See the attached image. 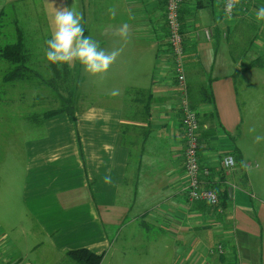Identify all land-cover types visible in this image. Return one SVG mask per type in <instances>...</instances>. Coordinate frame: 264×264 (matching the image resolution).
Returning <instances> with one entry per match:
<instances>
[{"label":"crops","instance_id":"crops-1","mask_svg":"<svg viewBox=\"0 0 264 264\" xmlns=\"http://www.w3.org/2000/svg\"><path fill=\"white\" fill-rule=\"evenodd\" d=\"M106 1L80 0V12L86 36L106 50L123 48L111 66L117 63V70L98 76L116 81L113 90L120 94L98 91L97 104L78 109L74 122L67 114L52 117L45 123V135L26 143V152L18 157L24 170L0 180V264H74L67 254L79 249L103 254L101 264H151L144 256L136 261L123 257L115 247L123 231L122 242L133 245L140 256L132 243L139 232L147 231L148 240L162 239L157 264H264L262 168H251L258 174L250 184L254 195L245 188L250 172L237 169L245 162L239 141V66L226 48L240 15L226 19L221 0H186L180 10L186 86L189 95H203L195 103L199 158L211 171L204 185L219 194L221 212L188 196L182 91L168 45L167 0H123L129 19L119 24L128 23L129 35L143 39L129 36L110 46L104 45L109 30ZM260 6L262 1L255 0L250 12ZM207 28L212 29L211 39ZM207 94L211 102L205 100ZM121 124L152 129L145 151L135 146L131 154ZM130 142L143 144L135 136ZM227 155L235 158L232 169L223 164ZM17 163L14 169H19ZM218 244L224 246V255L211 252Z\"/></svg>","mask_w":264,"mask_h":264},{"label":"rangeland","instance_id":"rangeland-1","mask_svg":"<svg viewBox=\"0 0 264 264\" xmlns=\"http://www.w3.org/2000/svg\"><path fill=\"white\" fill-rule=\"evenodd\" d=\"M106 1V0H105ZM264 5V0H261ZM98 2H96L97 4ZM80 0H0V11H4L2 23L4 24V30L0 36V44L5 46L16 41L17 30L20 28L27 41V45L30 46L35 56L33 60L36 62L34 66L39 68V74L44 79H50L52 71L50 69V62L45 58L44 51L46 49L45 41L51 37L50 19L54 14V10L60 7H75L80 11ZM93 4V1L91 2ZM126 3L123 0H107L103 7L105 9V26L108 27L107 37L104 45L110 46L113 41L121 40L119 37L111 35V29L118 27L120 22L129 19L128 11L126 10ZM116 18L114 19V15ZM251 13V12H250ZM117 23V24H116ZM116 25L113 27L112 25ZM230 37V45L226 48L228 56L234 57L239 66V62L242 59L244 49L249 48L250 41L257 36V40L253 49L248 52L246 57H243L246 62L252 61L259 57V53H264V21L259 23L256 22L254 12L250 15L241 17L238 21L237 28L233 29ZM111 35V36H110ZM130 36V35H129ZM135 39H143L139 36H133ZM130 36V39H133ZM257 48V51L254 48ZM108 50L110 48L107 47ZM32 58H34L32 56ZM7 62L0 61V101H4V104L0 105V180H8L10 176H14V170H24L22 164V156L18 161V157L26 152V143L41 138L45 133L44 130L31 132L30 130L36 123L28 121L26 123L21 121L20 115L35 114L37 111H43L46 109H55L60 105V101L57 95H55L49 88L41 84V82L32 81L31 83H19L16 87L11 88L15 90L12 93H6L4 87L1 85V78L9 68ZM120 65L117 63L114 68H109L108 71L117 70ZM71 67H74L73 64ZM237 72V87L240 97V105L243 114V123L241 126L240 144L245 152V162H241L237 169H242L243 174L247 169L250 172V180L245 185L246 192L249 195H254V189H251L250 184L254 182L257 172L251 171V168H262L260 173V179L264 180V141L259 143L254 142L256 135L264 136V69L255 67L247 73H241L240 68ZM75 73L72 72V75ZM80 85L75 88L73 95L77 97V101L73 105L77 104V110L84 109L86 105L94 106L98 101V91L101 93L112 91L114 86L113 83L116 81L109 80L105 77L103 80L99 79L98 76L93 77L86 74L81 67L80 74ZM85 79V81H84ZM122 81L116 85H120ZM71 87L60 88V91L64 97H67ZM13 99H23L22 105L9 106L7 101L10 97ZM119 99L118 97H111V101ZM39 102L41 106L37 110H32L31 105ZM34 109L35 106L33 105ZM77 114V113H76ZM76 116V115H75ZM75 121V119H74ZM73 121V122H74ZM75 126V125H74ZM76 128V126H75ZM249 129H255L254 132H249ZM6 155L7 160L2 155ZM249 161V162H248ZM18 162V163H17ZM17 163L19 169H14V164ZM243 163V165H242ZM258 164V166H256ZM246 170V171H247ZM246 173V172H245ZM238 174V173H237ZM8 184L10 182L8 181ZM257 186L259 182H255ZM261 198L264 199V193ZM131 230V226L127 230ZM140 234V237H135L132 243L136 248L141 250V256L136 255L133 251V245H126V241L122 242L124 238L120 237L118 243L115 245L119 248L123 257L132 260H141L143 256L145 259L149 258L151 264H157L156 254L158 250L163 248L164 242L161 240L154 241L151 236L149 239V233L144 231V235ZM169 242V235H167ZM154 241V242H153ZM149 243V245H148ZM169 254V251L168 253ZM169 258V256H168ZM73 262V261H72ZM75 264V262H73ZM127 264V263H126Z\"/></svg>","mask_w":264,"mask_h":264},{"label":"trees","instance_id":"trees-1","mask_svg":"<svg viewBox=\"0 0 264 264\" xmlns=\"http://www.w3.org/2000/svg\"><path fill=\"white\" fill-rule=\"evenodd\" d=\"M242 2V0H240ZM239 13V12H238ZM240 15V16H239ZM4 16V11H1L0 13V36L3 33L4 24L2 23V18ZM236 16H239L238 18H241L245 16L244 14H236ZM181 19V16H180ZM182 24V23H181ZM17 38L16 41L8 44V45H1L0 44V61L7 62L10 66L8 68V71L2 75L1 78V85L4 87V90L6 93H12L15 92V90H12L11 88L16 87V85L19 83L20 85L24 83H31L32 81L38 80L41 82L42 85L49 88L55 95L58 96L60 105L57 108L53 109H46L44 107L43 111H37L35 114H26V115H20L21 121L26 123L28 121H33L36 124L33 125L34 128L30 130L31 132H35L36 130H44L45 129V123L48 119L61 115V114H67L72 121L75 119V115L77 113V104L73 105L77 101V97H74L73 92L75 88L78 89L80 85V65H77L76 67H70L68 64H52L50 63V69L52 71V76L50 79H44L39 74V68L37 66H34L36 62L33 60L35 59V56L32 52V49L30 46L27 45V41L25 38L24 32L18 28L17 30ZM257 40V36L254 37L250 41V46L247 49H244V53L242 56L241 61L239 62V68L241 73H247L248 71L254 69L255 67H259L261 69H264V53H259V57L256 59H252L250 62H246L243 57H246L248 55V52L253 49V46L255 45ZM255 51H257V48H254ZM32 56L34 58H32ZM35 63V64H34ZM72 72L75 74L72 75ZM71 87V91H69V95L67 97H64L62 95L60 88H67ZM207 92L205 91V94ZM10 97V96H9ZM190 101L192 104V107L197 110V104L195 101L201 102L200 100L203 99V95H189ZM207 102H211V98L207 94L206 99ZM9 106L13 105H22L23 99L17 98L13 99L10 97L9 101H7ZM4 104V101H0V105ZM6 105V104H4ZM35 106V109L33 107ZM31 105L32 110H37L41 106L39 105V102L34 103ZM37 107V109H36ZM148 111V112H147ZM147 115L150 116L149 107H146ZM121 130L122 135L124 137V143L126 146H128L131 150V154L134 156L133 152H135L134 147L135 146H142V151H145V148L147 145H149L150 141H152V129L150 127L146 128L141 125H134V124H121ZM40 132V131H39ZM131 132H134L135 134H130ZM45 133L42 135L44 136ZM135 138L137 140L143 141V144H133L130 142V139ZM1 141V137H0ZM4 142V139L3 141ZM133 159V158H132ZM219 195V194H218ZM220 197V196H219ZM221 200V198H220ZM223 202V201H222ZM222 207L224 206L221 203ZM224 208V207H223ZM68 257L78 263V264H101L104 255L103 254H96L88 249H79V250H73L68 252Z\"/></svg>","mask_w":264,"mask_h":264},{"label":"built area","instance_id":"built-area-1","mask_svg":"<svg viewBox=\"0 0 264 264\" xmlns=\"http://www.w3.org/2000/svg\"><path fill=\"white\" fill-rule=\"evenodd\" d=\"M186 0H167L166 4V23L168 27V45L170 48L172 69L175 74L179 89L182 91L180 105L183 114V124L185 128V155L184 166L188 177V196L192 201H206L213 207L222 212L221 200L218 193L212 188L206 187L205 180L211 175L207 167H203L199 158L200 146V117L198 110L192 107L188 88L186 86V68L184 57L186 55L185 38L182 30L180 19V10ZM255 0H242L237 4L231 13V18L226 17L225 5L226 0H221L222 10L226 19L233 20L236 14L249 15L250 10L254 7ZM239 12V13H238ZM207 38L213 36L212 29H205ZM226 169H232L235 166V158L227 155L223 159ZM219 255L225 254L222 244L216 245L212 251Z\"/></svg>","mask_w":264,"mask_h":264},{"label":"clouds","instance_id":"clouds-1","mask_svg":"<svg viewBox=\"0 0 264 264\" xmlns=\"http://www.w3.org/2000/svg\"><path fill=\"white\" fill-rule=\"evenodd\" d=\"M240 0H226L225 13L231 18L233 8ZM114 15V12L112 13ZM257 23L264 21V6L254 10ZM83 14L75 7H60L54 10L49 23L51 37L45 41V58L52 64L79 63L84 72L90 76H102L114 64L123 51V48L106 50L100 46L99 41L91 36H86L83 26ZM130 34V25L121 23L112 30V35L127 41ZM120 94L118 89L113 90L111 95ZM255 129H249L254 132ZM264 141V136L256 135L254 142ZM105 183H111V177L104 178Z\"/></svg>","mask_w":264,"mask_h":264},{"label":"water","instance_id":"water-1","mask_svg":"<svg viewBox=\"0 0 264 264\" xmlns=\"http://www.w3.org/2000/svg\"><path fill=\"white\" fill-rule=\"evenodd\" d=\"M232 191V189L230 190V192Z\"/></svg>","mask_w":264,"mask_h":264}]
</instances>
